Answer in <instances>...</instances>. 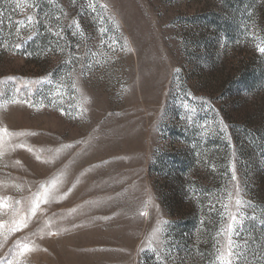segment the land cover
<instances>
[{
	"label": "rangeland",
	"instance_id": "374dc122",
	"mask_svg": "<svg viewBox=\"0 0 264 264\" xmlns=\"http://www.w3.org/2000/svg\"><path fill=\"white\" fill-rule=\"evenodd\" d=\"M17 2L0 0V195L23 213L60 183L0 256L23 240L26 264H218L242 213L240 264H264V0Z\"/></svg>",
	"mask_w": 264,
	"mask_h": 264
},
{
	"label": "snow or ice",
	"instance_id": "6c2138e0",
	"mask_svg": "<svg viewBox=\"0 0 264 264\" xmlns=\"http://www.w3.org/2000/svg\"><path fill=\"white\" fill-rule=\"evenodd\" d=\"M27 8H35L38 5H36L34 2H30V0H23ZM73 4H75V0H72ZM96 5H97V0H86L85 5H82V8H87L91 9L92 12L96 11ZM101 8H106L107 6L105 4H100L99 5ZM16 7H20V2L18 0ZM35 23L37 21H34V17L31 15H28L26 18V23L21 22V27H34ZM73 26L76 28H80V24L78 21H73V24L68 25L69 29H71ZM20 28H17V33H19ZM49 32H52V34L57 37L58 40H63L64 39V29L62 27L58 28L57 31L53 32L52 28H48ZM107 29H102L101 34L106 33ZM76 33L72 32V35L74 36ZM31 38V37H29ZM101 43H104L103 40H101ZM22 45L21 44H15V48H20ZM80 47L79 44L76 45V48L78 49ZM51 49H49L50 51ZM258 50L261 53H264V47H259ZM57 51L63 52V48H57ZM76 58L74 56H70L68 61L66 63H75ZM83 67V65H82ZM69 77H71V73L68 74ZM80 75H84V72L81 71ZM9 79H14V77H10ZM27 83H32L31 81ZM64 85L62 84L61 87ZM73 88H76V82L73 81L72 85ZM19 91V89H17ZM17 101L13 100L12 103H16ZM24 103H28V101H24ZM31 107H35V105H29ZM43 107V105H41ZM86 111V109H85ZM13 134L9 132L7 127L0 128V143L3 142V138L7 136L9 139H11V136ZM32 135H36V133H32ZM18 147H25V145L20 144ZM66 147L71 148V145H66ZM29 151H32V149H28ZM2 154V153H0ZM37 160H40V156H36ZM19 163V161L17 162ZM45 163H52V161H45ZM103 164H108L109 161H102ZM214 167V166H213ZM232 180H236V175H235V170L233 169V175H232ZM60 182L53 180L50 182H45L41 183L38 187L37 190L33 193H31V199L28 201L27 204V209L21 213L20 209L17 207L21 205L22 201L21 200H16L11 196L7 195H0V217H7L10 212H13L15 214V219L8 221L6 219H0V247H3L4 244L7 242L6 240L3 239L4 237V229L7 225V231L9 233H15L19 232L25 228L28 227V224L30 220L38 215L39 212L43 211L42 205L48 204L53 196L55 191H58V184ZM22 191V189H19ZM72 189L68 190V193H70ZM68 193H65V197H67ZM229 199L232 197V193H228ZM241 200L237 198L235 200V205L237 208V212L239 213V208L241 205ZM225 209L229 207L228 204L222 205ZM214 207V206H213ZM142 216H147L146 211H141L139 213ZM243 216L242 213L239 215L237 214H229V222L227 223V227L225 229H222L218 235H224L227 237V245L225 248L221 249L219 247V241H217V262L218 264H233V259H235L236 264H240L241 260L244 258V253L243 251H237L238 245L235 243L233 237L240 235L239 228L243 227L244 224V219L241 217ZM253 219L255 217L253 216ZM164 224H167L168 221H163ZM239 226V227H238ZM157 232L159 229L156 230ZM49 235H55L56 233L49 232ZM155 236V233H153ZM245 246H247L248 241H244ZM151 247V242L150 245ZM155 251V249H152ZM33 251V248L30 246L29 242H25L23 240L19 241H13L12 247L9 248V251L5 254V256H0V264H26V257L29 253ZM160 257L158 256V259Z\"/></svg>",
	"mask_w": 264,
	"mask_h": 264
}]
</instances>
